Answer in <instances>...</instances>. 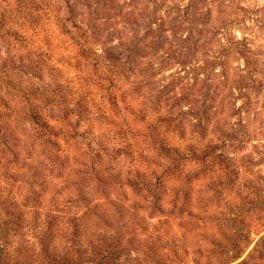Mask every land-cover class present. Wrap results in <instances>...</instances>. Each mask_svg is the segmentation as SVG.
<instances>
[{
    "label": "rangeland",
    "instance_id": "1",
    "mask_svg": "<svg viewBox=\"0 0 264 264\" xmlns=\"http://www.w3.org/2000/svg\"><path fill=\"white\" fill-rule=\"evenodd\" d=\"M0 264H264V0H0Z\"/></svg>",
    "mask_w": 264,
    "mask_h": 264
}]
</instances>
